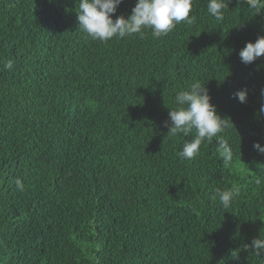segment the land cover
Returning <instances> with one entry per match:
<instances>
[{"label":"trees","instance_id":"obj_1","mask_svg":"<svg viewBox=\"0 0 264 264\" xmlns=\"http://www.w3.org/2000/svg\"><path fill=\"white\" fill-rule=\"evenodd\" d=\"M78 4L0 0V264H264L244 248L264 238V56H239L264 11L230 0L216 21L193 0L191 25L100 42L78 29ZM194 80L234 125L228 164L215 138L180 159L191 136L164 126ZM230 188L224 208L213 196Z\"/></svg>","mask_w":264,"mask_h":264},{"label":"clouds","instance_id":"obj_2","mask_svg":"<svg viewBox=\"0 0 264 264\" xmlns=\"http://www.w3.org/2000/svg\"><path fill=\"white\" fill-rule=\"evenodd\" d=\"M229 2L230 0H207L208 14L216 21H222L229 9ZM122 3L123 0H79L78 29L92 40L100 42H108L113 38L124 39L135 34L143 36L144 29H150L154 38H160L172 32L182 22L191 25L195 19L190 15L193 0H136L130 15H119L114 19L113 16ZM238 4L247 5L255 15L264 11V0H238ZM239 56L245 65L264 56V35L258 36L255 42H247ZM3 68L13 69V61H4ZM261 95L264 96V89H261ZM247 96V88L233 94L240 103H246ZM174 103V108H168L169 119L164 122V126L169 129L168 135L180 134L185 138L191 136L177 153L178 157L191 161L200 154L205 140L212 142L215 138L218 156L225 164L230 163L234 150L224 138V133L234 125L230 118H222L217 107L211 103L206 84L194 80L185 90L175 93ZM259 111L264 113V104ZM253 148L264 154V146L259 142H254ZM16 185L20 191L24 190L25 186L19 178ZM238 194V188L217 189L213 199H218L222 207L229 208ZM244 248H251L257 256H264V238H253L251 244H245Z\"/></svg>","mask_w":264,"mask_h":264}]
</instances>
